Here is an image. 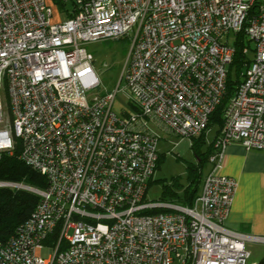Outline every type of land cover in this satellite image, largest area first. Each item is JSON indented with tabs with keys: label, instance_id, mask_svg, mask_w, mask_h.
<instances>
[{
	"label": "built area",
	"instance_id": "2783aa9c",
	"mask_svg": "<svg viewBox=\"0 0 264 264\" xmlns=\"http://www.w3.org/2000/svg\"><path fill=\"white\" fill-rule=\"evenodd\" d=\"M54 1L0 0V158L20 140L19 159L48 181H0L40 196L0 238V264H254L247 245L264 237L225 225L238 182L221 168L233 142L264 150V0H71L56 21ZM242 30L254 55L194 204L148 200L152 125L190 138L207 128ZM127 38L123 88L91 95L101 82L87 44ZM121 90L135 108L119 113Z\"/></svg>",
	"mask_w": 264,
	"mask_h": 264
},
{
	"label": "trees",
	"instance_id": "16d2710c",
	"mask_svg": "<svg viewBox=\"0 0 264 264\" xmlns=\"http://www.w3.org/2000/svg\"><path fill=\"white\" fill-rule=\"evenodd\" d=\"M234 42L235 53L229 67L226 96L211 114L207 128L199 136L192 137L194 140L193 149L197 162H191L187 166V184L184 185L180 183L178 179L175 182L176 186L183 188V194L179 195L168 185H165L161 199L165 200V197L169 195L173 201L185 206H192L201 190L204 163L208 160L213 150L214 141L223 128L226 106L230 98L236 93L238 85L242 82L243 67L247 66L251 60L248 54L244 52V49L250 46V40L247 38L244 30L235 34ZM234 72L236 73L234 74ZM132 107L135 108L134 106ZM213 125H217L216 134L214 139L209 143L207 149L204 150L203 145L206 143V132ZM20 151V140H17L13 153L7 151L2 152L0 158V181L14 183L22 182L30 187L45 189L48 186L46 177L20 160ZM160 161L161 154L159 156L157 168L160 167ZM154 181L155 179L151 180L149 188ZM39 198L40 196L38 194L27 189L9 186L0 187V238L4 239L8 237L19 224L29 218ZM162 210L163 209H152L147 212L156 213ZM255 264H264V256Z\"/></svg>",
	"mask_w": 264,
	"mask_h": 264
},
{
	"label": "rangeland",
	"instance_id": "374dc122",
	"mask_svg": "<svg viewBox=\"0 0 264 264\" xmlns=\"http://www.w3.org/2000/svg\"><path fill=\"white\" fill-rule=\"evenodd\" d=\"M56 20H65L68 18V10L73 9V3L71 0L64 3L62 0H56L53 3ZM235 35L232 33L229 39L230 45L235 44ZM131 47V39H117V40H105L91 42L87 44L88 50L93 53L95 57V69L101 82L100 87L92 90L91 95L104 94L108 91H114L120 84L123 88L124 81L120 82V78L123 72V68ZM248 57L251 59L254 55L255 43L250 42ZM246 70V66L243 67V71ZM236 72H234L235 74ZM4 95V94H3ZM114 109L117 112L133 109L131 106L128 95L124 91L118 92ZM157 135L159 136L158 150L161 154L160 167L155 173V181L152 183L147 192L148 200H164L163 189L165 185H168L171 189L176 191L179 195L183 194V188L176 186L175 182L178 181L184 185L187 184V166L191 162H197V158L193 149V138L182 137L172 134L163 128L152 125ZM217 125L210 127L205 136L206 143L203 145V149L206 150L209 143L214 139L216 134ZM9 152V151H7ZM10 153V152H9ZM13 153V152H12ZM210 170L209 160L205 161L202 170V183L204 177ZM22 183V182H21ZM201 183V186H202ZM24 184V183H23ZM27 185V184H25ZM28 186V185H27ZM29 190V189H27ZM31 191V190H30ZM165 200L171 201V197L167 195ZM176 202V201H175ZM251 255L249 263L259 260L264 256V243L249 242L247 245ZM44 257L50 256L48 248L42 250ZM179 264V263H178Z\"/></svg>",
	"mask_w": 264,
	"mask_h": 264
},
{
	"label": "crops",
	"instance_id": "0c3cea01",
	"mask_svg": "<svg viewBox=\"0 0 264 264\" xmlns=\"http://www.w3.org/2000/svg\"><path fill=\"white\" fill-rule=\"evenodd\" d=\"M221 172L238 182L225 225L264 237V150H248L239 142L231 143L227 147Z\"/></svg>",
	"mask_w": 264,
	"mask_h": 264
}]
</instances>
